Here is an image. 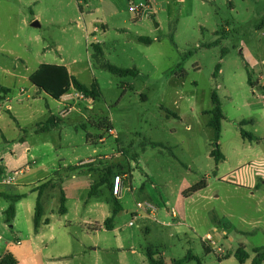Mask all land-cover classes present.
Instances as JSON below:
<instances>
[{"label": "rangeland", "instance_id": "obj_1", "mask_svg": "<svg viewBox=\"0 0 264 264\" xmlns=\"http://www.w3.org/2000/svg\"><path fill=\"white\" fill-rule=\"evenodd\" d=\"M262 20L264 0H0V85L11 91L0 104V168L14 183L0 189L25 194L35 208L32 189L47 179L46 213L54 224L66 219L77 239L59 264H148V247L164 264L187 254L200 264H251L253 250L264 248ZM40 64L95 83L98 98L63 102L36 93L26 76ZM105 65L137 75L119 77ZM213 91L223 113L218 163L206 114ZM50 115L58 124L38 131ZM106 122L112 132L99 127ZM118 175L124 189L115 196ZM202 181L204 189L188 194ZM62 192L66 216L58 213ZM138 202H150L153 216ZM28 219L11 228L0 212V255L25 249ZM240 246L244 263L234 256Z\"/></svg>", "mask_w": 264, "mask_h": 264}, {"label": "trees", "instance_id": "obj_2", "mask_svg": "<svg viewBox=\"0 0 264 264\" xmlns=\"http://www.w3.org/2000/svg\"><path fill=\"white\" fill-rule=\"evenodd\" d=\"M261 25L264 26V20H262ZM139 42L150 44V40L143 37L137 38ZM105 68L112 74L117 75L119 77H126V76H136L137 71L136 69H124L119 68L116 66L111 65H105ZM220 65H217L215 68L214 76L217 75L219 72ZM29 82L37 89L38 92H42L48 97L52 98L53 100H60L65 94H67L71 88L75 91L81 93L86 98H90L92 100H96L99 96V92L97 89V85L94 83L91 86L87 87L84 84L80 83L73 75L70 74L68 69L63 65H54V64H41L38 66V68L29 76ZM248 84L251 86L253 85L250 77H248L247 80ZM10 92V89L0 86V93L2 95L7 94ZM211 104L212 108L210 111H207L206 114L210 116V119L207 123V126L211 128L213 132L212 141L215 143V148L210 152V156L214 159L216 163L220 162L224 159L223 155L221 154L217 142L220 137L221 132V120L223 119V113L221 109V104L219 97L215 91L211 92ZM58 124V120L56 117L52 116L50 117L45 124L43 125V130H48L49 128L55 127ZM100 128H104L107 131L112 130L109 123H104ZM242 137H248L249 139L253 140V137L251 135H248L244 132H241ZM88 138V137H87ZM153 146H158V144H153ZM79 169V167H69V170H76ZM107 174H110V171H107ZM113 181V180H112ZM107 182L106 178L103 177L101 179L100 183ZM206 185L202 182L190 187L188 189V194H192L196 191H199L201 189H204ZM43 186H39L37 191V198L34 208V218H33V224L34 229H37V227L40 224V220L42 217V206L40 202L41 197V190ZM95 192L94 186H91V190L88 194V198ZM185 193V192H184ZM3 195V194H2ZM6 199L10 201L9 206L4 211L5 215V222L11 223L14 215H15V203L19 199L22 198V196H6L3 195ZM121 206L118 202L115 201L114 203V209H113V215L116 214L120 210ZM65 198L64 196L60 199V206H59V213L65 214ZM112 218H107L104 221L106 229L110 230L112 229ZM206 252H209V249H206ZM254 257L251 260V264H262L264 263V248H256L253 250ZM160 252L157 248L154 247H148L145 253L146 259L148 264H164L162 258L160 257ZM235 258L238 260L239 263H244L248 258L249 255L245 251L243 246H240L236 252L234 253ZM195 260L199 263L198 259L191 254H187V256L179 261H175L174 264H183L187 261ZM0 264H18V261L16 257L9 251L5 252L3 255L0 256Z\"/></svg>", "mask_w": 264, "mask_h": 264}, {"label": "crops", "instance_id": "obj_3", "mask_svg": "<svg viewBox=\"0 0 264 264\" xmlns=\"http://www.w3.org/2000/svg\"><path fill=\"white\" fill-rule=\"evenodd\" d=\"M5 73L9 74L8 71H6ZM70 74L73 75V73H71V72H70ZM29 76L30 75L26 76L28 81H29ZM14 77L16 78V76H14ZM0 86L9 89V87L6 85H0ZM35 92L39 93L36 88H35ZM10 95H11V91L7 94H4V95H2V93H0V104L8 102ZM62 99H63V97L60 99V101H62ZM5 108L7 110H11L10 105H6ZM72 110H74L73 106H71V108L67 111V113L65 115H68ZM63 111H64V109L61 111V113H59L61 118L65 117V116H62ZM52 116H54V115H50L48 117V119ZM44 124L45 123H42V125H40V127L38 128V131L46 132V131L53 128L52 127V128H49L48 130H43ZM0 131H1V129H0ZM111 132H112V130H111ZM1 137H2V134H1ZM19 172L24 173V172H22V170H20ZM0 175H2L3 178H5V175H4L2 168H0ZM46 180L47 179H44V181L39 185V186L43 185V188L41 190V197H40V202H41V206H42V217H41L40 224L37 227V229H34V224H33L34 208L31 207L30 204L24 203L25 194H15L16 196H22V198L19 199L18 201H16V203H15V215H14V218L11 222L12 223L11 228L16 227V225L18 223V219L21 216L27 215L28 218H29V216H30V219L32 218L31 219L32 224L30 223V221L28 219L27 233H26L25 237L23 236V238H26V240H27V246L25 247V249L24 250L19 249V251H16L15 249H9V252H11L16 257L18 264H59L58 259L65 257L71 251L73 239L75 241L77 240L71 234V230H70L71 224L66 219H62V220L58 219L57 224H54L53 220L49 217V215H47L45 205L43 202L45 190L48 187V186H46V182H45ZM13 185H14V183L11 185H8V186H13ZM0 186H2V185H0ZM39 186H36L35 188H33L32 191L37 192V194H38L37 189ZM53 186H54V184L52 183L49 187L53 188ZM123 189H124V185L122 183L121 191ZM2 194L6 195V196H15V195H12V194L7 193L6 191L0 189V198L5 199V197H3ZM120 195H121V193H120ZM62 196H64V198H65V195L63 192L61 194V197ZM61 197H60V199H61ZM120 197L117 198V201L116 200L115 201L119 203ZM5 201L8 202V206H9L10 201L8 199H5ZM65 202H66V198H65ZM119 205H120V203H119ZM7 207L4 204L3 207H1L0 212L4 213V211L7 209ZM65 209H66V207H65ZM58 213H59V210H58ZM60 215L66 216L67 210H66L65 214H60ZM150 215H152V214H150ZM89 225H91V223ZM98 226H100V224H98ZM101 229H102L101 227H97V228H93L92 230L97 231V230H101ZM16 236H18L16 239L17 244H19L21 246L18 238H21L22 234L18 231V235H16ZM57 248L60 250V252L54 251ZM262 264H264V263H262Z\"/></svg>", "mask_w": 264, "mask_h": 264}, {"label": "built area", "instance_id": "obj_4", "mask_svg": "<svg viewBox=\"0 0 264 264\" xmlns=\"http://www.w3.org/2000/svg\"><path fill=\"white\" fill-rule=\"evenodd\" d=\"M145 8V4H140L139 6H131L129 7V10L130 12H139L141 10H143ZM86 97H84L83 94L75 91L74 89L71 88V90L65 94L63 96V99L62 101L63 102H70L72 100H82ZM67 113V111L63 114L62 116H65V114ZM13 184V178H8V179H5L2 177V175H0V185H11ZM121 186H122V180H121V177L118 175V176H115L113 178V181H112V193L113 195L115 196H118L120 193H121ZM136 207L138 210H142L143 212H146L148 214H153V212L155 211V207L150 203V202H143V203H137L136 204ZM132 223H130L131 225Z\"/></svg>", "mask_w": 264, "mask_h": 264}, {"label": "water", "instance_id": "obj_5", "mask_svg": "<svg viewBox=\"0 0 264 264\" xmlns=\"http://www.w3.org/2000/svg\"><path fill=\"white\" fill-rule=\"evenodd\" d=\"M32 26L36 27V26H38V23H37V22H34V23L32 24Z\"/></svg>", "mask_w": 264, "mask_h": 264}]
</instances>
